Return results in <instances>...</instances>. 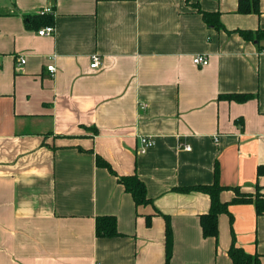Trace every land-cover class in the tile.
I'll return each instance as SVG.
<instances>
[{
    "label": "crops",
    "instance_id": "crops-1",
    "mask_svg": "<svg viewBox=\"0 0 264 264\" xmlns=\"http://www.w3.org/2000/svg\"><path fill=\"white\" fill-rule=\"evenodd\" d=\"M193 3L219 13L223 27ZM45 6L55 35L38 34ZM259 9L241 13L239 0H0V264H166L167 218L169 264H234L233 241L264 264V215L253 203L230 204L219 235L205 237L210 196L183 189L213 184L216 171L223 202L235 187L264 186V51L239 32L264 29V0ZM198 54L209 63L196 65ZM227 93L251 97L220 98ZM142 136L155 139L145 153ZM134 173L148 204L136 206L119 181ZM102 215L117 218L119 236H97Z\"/></svg>",
    "mask_w": 264,
    "mask_h": 264
},
{
    "label": "trees",
    "instance_id": "trees-1",
    "mask_svg": "<svg viewBox=\"0 0 264 264\" xmlns=\"http://www.w3.org/2000/svg\"><path fill=\"white\" fill-rule=\"evenodd\" d=\"M186 1L190 2V0ZM193 6H197V4L193 3ZM197 7L199 8V6ZM253 10H255L257 13L260 12L259 0H239V12L249 13ZM198 11L203 15L204 20L209 25H214L218 28L223 27L220 22L219 13L203 11L201 8H199ZM40 18V21L45 25L53 24L49 15L40 16ZM30 19L33 20L34 18ZM239 32L244 38L248 40H257L259 50L264 51V29L259 28L255 31L239 30ZM250 97L251 94L249 93H227L220 95V98L239 102H244ZM97 163L112 169L111 165L107 161L103 160L100 156L97 158ZM258 175H264V164L258 167ZM215 176V182L211 185H198L183 188L184 190L196 189L207 193L210 196V209L207 213L201 215V225L205 237H217L219 235V215L222 213H227L229 211V205L232 203H253L255 205L257 214L264 215V186L257 184L254 193L241 191L239 188L235 187V196L232 198V200L223 202L221 200V192L226 189V187L220 185L218 181V171H216ZM119 181L121 184H123L125 190L133 196L136 206L150 203L151 200L148 198L145 183L138 174L134 173L122 175L119 178ZM166 220V264H169L172 257L173 230L170 220L168 218ZM96 234L99 237L119 236L121 233L117 227V218L114 215L98 216L96 219ZM228 254L234 264H261L259 255H252L246 252L245 249L242 246L237 245L235 241H233L232 245L230 246Z\"/></svg>",
    "mask_w": 264,
    "mask_h": 264
},
{
    "label": "built area",
    "instance_id": "built-area-1",
    "mask_svg": "<svg viewBox=\"0 0 264 264\" xmlns=\"http://www.w3.org/2000/svg\"><path fill=\"white\" fill-rule=\"evenodd\" d=\"M54 13H55V11H54L53 7H51V6H45L39 10L40 16L51 15ZM38 34L42 35V36L55 35L56 34V27L54 24L46 25L43 28L38 30ZM20 60H21V64L26 63L25 57H21ZM193 62L196 65H207L209 63V58L205 54H198L193 58ZM100 65H101V58H100L99 54H97V53L93 54L92 55L91 68L95 69V68L100 67ZM47 69L50 72L51 76L56 75L57 67L55 66V64H53V63L48 64ZM146 106H147L146 104L143 105V107H146ZM215 142H217V143L219 142L218 136L215 138ZM154 145H155V139L153 137L142 136L140 138L139 152L145 153L149 148L153 147ZM184 148L186 150L191 149V147L187 146V145L184 146Z\"/></svg>",
    "mask_w": 264,
    "mask_h": 264
}]
</instances>
